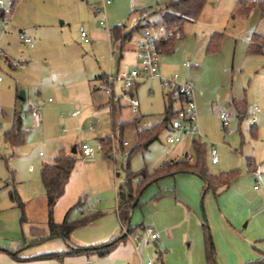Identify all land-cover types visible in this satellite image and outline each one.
I'll return each instance as SVG.
<instances>
[{"label":"rangeland","instance_id":"rangeland-1","mask_svg":"<svg viewBox=\"0 0 264 264\" xmlns=\"http://www.w3.org/2000/svg\"><path fill=\"white\" fill-rule=\"evenodd\" d=\"M170 1L113 0L108 5L106 14H95L86 0H18L14 9L18 15L16 21L20 28L30 33L35 46H27L19 38L17 30L9 29L5 39L0 40V47L5 48L9 39L13 52L7 53L21 63L12 67L0 55L1 239H14L25 235L33 239L49 235L47 202L39 199L32 202L27 207L28 221L20 223L21 209L11 200L10 194L14 186L17 191L22 189L25 193L44 188L38 169L43 161H52L57 144L67 146L69 153L77 157L76 176L81 171L80 166L91 164L96 158H100L101 166L111 168V191H105L102 183L90 186L86 201L93 203L105 198L113 207L119 206L121 200H116L117 192L119 193L116 185L119 187L121 183L124 184L126 165L120 166L121 154H118L117 162L111 157H104L101 145L95 137L98 133H109L103 138L112 142L111 134L118 133L120 128L117 125L113 127L111 105H106L109 101L106 92L102 89L94 91L92 88L99 84V79L95 78L96 73L110 68L117 70L120 55L117 48L113 53L108 31L100 25V20L107 21L111 28L119 24L130 26L138 11H165ZM243 1L245 3L240 10L241 0H206L199 18L184 23L183 37L175 41L174 52L165 53L161 58L162 62L168 64V73L165 75L179 73L181 78L190 77L194 82L199 124L206 133L203 139L208 149L207 164L214 172L226 168L238 169L241 173L248 167L247 156L254 155L258 164L264 162V60L260 62V58L257 61L249 59L247 51L251 34L264 30V12L261 8L264 0ZM248 9L250 11L246 12ZM161 18L159 12L153 15L156 21H161ZM81 25L89 32L92 42L82 41L79 30ZM214 34L221 35L216 39ZM212 37L218 40L214 50L209 49ZM133 43L134 40H131L125 47ZM129 52L126 51L125 58L119 61L120 70L125 68V64L132 57ZM187 61L197 62L200 66L181 70L182 64ZM151 86L156 89L154 97L150 96ZM21 92L26 93L25 100L13 96ZM136 94L141 102L138 114L150 115L148 118L150 117L151 122L162 118L166 98L156 81L142 82ZM233 100L246 104L243 117ZM39 104L43 109L39 111L40 124L37 125L35 115L29 109L30 106ZM121 104L126 105L122 107L121 113L117 111V121L129 119L136 114L127 105V98H121ZM255 105L262 108L258 114L257 138L250 123ZM15 108L22 113L27 131L25 142L18 146L10 145L3 137L4 130L11 126ZM72 110H76L78 114L72 115ZM222 110L233 113L228 128L222 125L219 118ZM91 125H94V130H91ZM140 126L142 131L138 134L134 128L122 134L123 139L130 142L125 147L127 153L138 142L139 134L150 130L154 125L148 128ZM86 139L96 148L94 159L83 156L80 147L79 151L74 150L76 145L79 146ZM213 143L219 150L220 163L217 165L210 162V146ZM178 145L176 144L177 148H180ZM173 146L175 145L165 142L163 132L148 149L130 157L129 167L137 170L145 162L148 168L152 169L151 165L158 167L165 159L172 157V154H165L166 151L176 148ZM41 151L44 156L40 155ZM185 151L195 158L191 142ZM116 164L120 166L119 175L115 172ZM97 206L95 205V209ZM79 211L78 207L74 208L69 217L75 219L74 216L81 214ZM58 212L57 209L53 218L60 223L66 216L65 212L60 215ZM109 215L116 216V212ZM86 230L87 227H82L73 234L81 239L78 235H85Z\"/></svg>","mask_w":264,"mask_h":264},{"label":"crops","instance_id":"crops-1","mask_svg":"<svg viewBox=\"0 0 264 264\" xmlns=\"http://www.w3.org/2000/svg\"><path fill=\"white\" fill-rule=\"evenodd\" d=\"M12 17L10 18L9 21V25H8L9 28H7L8 30L6 29L7 31L5 30V32L3 31V26H1V24H3L4 22L2 18H0V28L2 27L1 28L2 32H0L1 41L5 39V36L9 31V29L17 30L18 32L23 31L24 33L30 36V33L19 27L16 21L18 17V15H16V12L13 13ZM255 34L264 35V30L261 31V33L251 34L252 36L250 37L248 46L253 41ZM137 36L138 33L136 31L133 34L132 40H135ZM7 40L8 41L5 44L6 45L5 48L0 47V49L6 52H13L10 41L9 39ZM174 46H175V42L172 47V51L165 48L162 49L161 58L162 55L165 53L172 54L175 50ZM126 51H130L129 53H131L132 57L129 58V61L125 64V68L123 70L131 69L134 66L138 65L137 52L134 48V43L131 46L129 44L127 45V47H125V50H123V52L121 53L120 56L121 58L118 59L117 70L114 71L113 69L110 68L107 71H100L95 74V78L99 79L100 82V80L104 78L107 74L114 73L120 70L121 67L119 61L125 58L124 53ZM263 54L264 52L262 54H255L256 56L254 54H250L249 56L248 53V57L249 59L251 60L254 59L255 61H257L256 60L257 58H260L261 59V60L259 59L260 62H263L264 60ZM14 60L18 61V59L10 55L8 58H6V61L9 63L10 66L16 67L12 64V61ZM22 65L25 64L22 63ZM199 66L200 65H198L197 67ZM167 67H168L167 62H162L161 59V70L164 74L168 73ZM197 67H192L190 69H194ZM185 69L187 68H184L182 64L181 70H185ZM146 81H156L158 83V87H160V91L162 95L166 98L164 114L162 115V118L157 119L153 122L150 121V117L148 118V116L150 115H146V114H135L131 116L129 119H121L117 121L116 119L117 111L121 113L122 107L125 106L126 104H119L116 105L115 107V105L110 104V98H109V101L106 103V105L107 104L111 105L110 108L112 113L113 127L115 128L116 125L120 127L121 123H125L124 124L125 126H123L122 134H124V131L129 130L131 128H134L135 130V127L137 125H142L144 128L151 127L152 125L160 123L165 116L166 108L170 102L167 94L165 93L164 89L161 87V84L157 79H150ZM141 83H138L133 90V93L136 96H137L136 90L138 89V86ZM92 88L94 91L96 89H99L98 86L97 87L92 86ZM149 92H150V96L154 97L156 94V89L151 86ZM23 93L25 98L20 97L21 93H19L18 95L16 93V95L13 96H15L16 99L18 97L21 100H25L26 93L25 92ZM233 102L237 105L239 111L241 112V116L243 117L244 110H246L247 108L246 104L236 102V100H233ZM229 105L230 103L228 104V106ZM39 106H41V109H43L42 105L39 104ZM255 106L252 108L251 115L253 116V114H256L257 121L252 126L253 127L252 132L254 136L257 134L256 136L257 138L259 131L258 114L262 111V108H260V111L255 112L254 111ZM174 107H177V104H174ZM140 108H141V102H140ZM29 111H33V105L30 106ZM74 112L78 114L76 110L75 111L72 110L71 114L75 115ZM33 113L35 115V120L37 122V125H39L40 112L36 114L33 111ZM231 114L233 116L232 112ZM135 118H137V123L130 124V122L133 121ZM12 121L13 118L11 120V126H12ZM11 126L9 128H11ZM22 126L24 128V117H23ZM7 129H5L4 132ZM24 129L26 130V128ZM94 129H95L94 125H91V130ZM119 129L121 130V127ZM201 131H202V136L196 140L206 143L203 139L206 136V133L202 129ZM4 132H3V137H4ZM163 132L166 135V129L162 131V133ZM106 135H109V133H98L97 135H95L100 145H101L100 138L105 137ZM138 140H139V136H138ZM193 140L187 138L183 142V144L182 143L179 144L180 148H177V146L175 145L176 148H172L169 151H166L165 156L166 155L169 156V154H172V157L168 158L167 160L165 159L164 162L170 160H176V161L182 160L183 159L181 158L182 154L189 153L185 151V148L190 145V142L192 144ZM84 142H89V140L86 139L82 143ZM80 145L79 146L76 145L75 148L80 147ZM212 146L216 147V145L213 143L210 146V160H211ZM206 149H207V143H206ZM62 151L67 154H72L69 153L67 146L57 144L54 147L52 161L50 162H53L54 158ZM207 153H208V149H207ZM218 154H219V150H218ZM40 155L44 156L45 154L41 151ZM193 159L194 158L192 156V160ZM210 162L213 165L214 164L217 165L220 163V157L217 163H213L212 161ZM43 163L46 162L45 161L42 162L40 168L38 169L39 171ZM99 163H100V158L99 159L96 158L95 160H93L91 164L88 165L84 164L83 166H80L81 171L78 172L77 176L75 174L76 173V165H75L73 171L71 172L70 179L66 185L65 192L57 201L53 213V216H56L58 209L59 215L62 212H65L64 214L66 216L70 208L73 207L79 200L83 201L82 204H80V206L78 207V209L80 210L79 212H81V214H79L78 216H74L75 219L82 217V215L86 214V212L92 213L98 210L101 211L103 213L101 217L83 226L85 228L87 227V230L84 233L85 235L81 236L79 234L78 238L81 239H77L76 236L77 234L72 233L71 239L69 241L59 236H54L52 238H49L50 233L47 237H38L33 239L32 238L29 239V237H27L26 235L23 237L19 236L14 239L11 238L8 239L7 237L5 238L3 237L2 239L0 238V242H1L0 247H3L5 249L9 248L16 252L17 251L19 252L18 257H14L8 251L0 250V264H208L205 228H204L205 221L209 225L212 233L217 264H245L246 262L257 261L263 258L264 256V162H262V164H258V160L254 155L247 156V165H248L247 169L242 171L241 173L239 171V175L231 183V185L223 191L220 190L218 195H215V193H213L212 191L203 194L204 188L206 187V183L199 175L194 173L178 172L175 173L174 175L165 176L159 179L158 181H154L150 183L140 194L137 195V201H136L137 203H134L131 208L130 220H131V226L134 228L133 232L132 233L128 232L126 238L121 239L119 242H117L113 247V249L108 254L104 256H100L98 253L93 251L72 252V253L69 252L71 251V249L78 248L79 246L88 247L90 245L106 242L107 240L121 236L122 234L124 235V233L128 229V227L122 224L117 205L113 207L112 203L111 202L108 203L105 200V198L99 199V201L98 200L95 202L93 201V203L92 202L87 203L86 201L87 200L86 194L90 192L89 190L90 186H94L97 184L100 185V183H102L103 185H105L104 187L105 191H111L110 181L112 180V170L111 168L109 169L107 166L106 167L101 166ZM161 165H159L158 167H160ZM151 166H153L152 169L150 167L148 168V164L145 162V165H143L139 169L146 168L147 171L151 173L156 168H158V167H154V165ZM30 168L34 169L33 166H31ZM137 170H133V171H137ZM209 170L210 173L217 175L221 172H229L235 169L223 168V169H219V171L217 172L216 171L214 172L209 167ZM257 172H259V174H257ZM134 183H135L134 187L136 188L137 187L136 181ZM108 184L110 185L109 187ZM257 184H258V188H255ZM116 190L117 191L119 190V187L117 185H116ZM18 192L25 203V219L21 220V216H22V212H21L20 223H24V222L26 223L29 218L27 207L31 206L32 202H35L38 199L41 200L42 202L45 201L47 202L45 188L30 193H25V191H23L22 189H20ZM118 199H119V194L117 192L116 200L118 201ZM95 205H98L96 209H95ZM114 212H116V216L112 215ZM71 214L72 212H70V215ZM109 214H111L112 216H110ZM47 216H48L47 224H49L48 211H47ZM147 227H153L157 232H159L160 237L155 240L146 238L140 245H138V242L134 238V234L140 233L143 237H145L146 236L145 229ZM39 238H46V239H43L42 241L37 243H32L35 239H39ZM52 252H60V253L65 252V254H63V256L61 257L43 256L45 254Z\"/></svg>","mask_w":264,"mask_h":264},{"label":"trees","instance_id":"trees-1","mask_svg":"<svg viewBox=\"0 0 264 264\" xmlns=\"http://www.w3.org/2000/svg\"><path fill=\"white\" fill-rule=\"evenodd\" d=\"M18 0H16V3ZM206 3V0H171L167 4V9L163 10H155L150 12L152 15L159 12L161 15V21H164L173 26H179L182 30V27L186 21H192L199 18L202 13L203 7ZM245 1H241L239 8L241 5H244ZM251 5V4H249ZM261 8L262 12H264V1L262 2ZM241 10V8H240ZM249 12L250 9L246 10ZM156 12V13H155ZM240 12V11H239ZM245 13V12H244ZM4 17L3 11L0 9V18ZM138 30V28H132L126 30L125 24H119L112 27L113 34L115 39L117 40V49L119 50V58H121V53L124 50L125 45L132 40L133 34ZM216 39H219L221 34H214ZM213 37L209 43V49L214 50L218 45V40ZM179 38L170 39L167 42L161 44L162 49H168L172 51V47L174 42ZM248 53L250 54H262L264 52V35L255 34L253 41L249 44L247 48ZM170 102L166 108V113L163 120L155 124L150 130H144L139 134V140L136 145L129 152L128 163L126 165V178L124 184L121 183L119 186V199L120 204L118 206L119 215L126 227L129 228V233H132L134 228L131 226L130 220V211L134 203H137V195L140 194L150 183L154 181H158L162 177L174 175L175 173L186 172V173H194L199 175L206 183V187L204 188V193H208L212 191L215 195H218L219 191H223L228 188L231 183L237 178L239 175V170H231L229 172H221L217 175L210 173L208 164H207V149L206 143L200 142L196 139L192 142V147L194 149L195 158L193 160H188L187 158H183L182 160H170L165 161L162 165L156 168L153 172H148L146 168L139 169L137 171L131 170L129 167L130 157L137 152H140L144 149H147L149 145L159 138V135L164 131L167 127L168 121L175 115L176 109L174 107V102L172 99H169ZM138 118V117H137ZM137 118H135L131 123H137ZM23 117L22 113L15 108L13 121L11 128L7 129L4 132V139L12 146H18L25 142L26 130L22 126ZM125 123H121L120 127L123 130V126ZM253 126V125H252ZM101 147L103 151V156L108 157L112 148V142L110 140H106L105 138H100ZM79 151V147L76 148ZM77 163V157L73 154H67L65 152H60L53 160V162L43 163L40 169L41 179L46 192V200H47V211L49 215V229L50 236L52 238L54 236L62 237L63 239L69 241L71 239L72 233L88 223L98 219L103 215L101 211H95L88 214H83L82 217L78 219H70V212L72 209L79 207L82 204V200H79L70 210L67 212L65 219L57 223L53 219L54 208L59 200V198L64 194L66 185L70 179L71 172L73 171L75 165ZM134 181L137 183V189L134 187ZM125 185V186H123ZM125 189V190H124ZM11 199L16 203L18 207H20L22 216L21 220L25 219V203L22 200L19 192L14 186L11 190ZM205 239H206V247H207V258L208 264H217L214 243L212 238V233L209 225L205 221ZM126 235H121L115 238H111L106 242L86 246H79L78 248L71 249L69 252H96L100 256H104L108 254L115 244L119 242L121 239L126 238ZM46 238L35 239L32 243H37ZM0 250H5L11 253L14 257H18V251H14L9 248L0 247ZM65 254V252H52L45 254L43 256L46 257H61ZM245 264H264V256L263 258L257 261L246 262Z\"/></svg>","mask_w":264,"mask_h":264},{"label":"built area","instance_id":"built-area-1","mask_svg":"<svg viewBox=\"0 0 264 264\" xmlns=\"http://www.w3.org/2000/svg\"><path fill=\"white\" fill-rule=\"evenodd\" d=\"M89 7L95 14H106L107 7L113 0H86ZM16 0H0V9L4 13L2 18L3 30L8 28L10 18L13 16L16 6ZM100 25L108 31L113 53L117 48V40L113 34L112 28L104 19L100 20ZM126 26V25H125ZM128 26V25H127ZM126 26V30L138 28V36L134 40V48L137 52L138 65L127 70H118L114 73L107 74L102 78L98 84L99 89H102L110 98L111 105L121 104V98H127V105L136 114L140 111V101L133 93L134 88L138 83L150 79H157L161 87L164 89L169 99H172L174 104H177L175 115L168 121L166 127L165 141L170 145H176L184 142L187 138L190 140L198 139L202 136V131L199 124L198 106L195 100L194 82L192 78H181L179 73L165 75L161 70V44L170 39L181 38L183 33L179 26L170 25L164 21H156L152 18V14L147 9L138 11L133 16V24ZM20 39L27 45L33 47L35 45L33 38L23 31L18 32ZM80 36L82 41L90 43L93 40L90 38L88 31L84 26L80 27ZM0 55L8 58L6 51L0 49ZM14 66L20 63L16 60L12 61ZM197 62L190 63L189 61L183 64L184 68L197 67ZM1 80V77H0ZM41 106L34 105L33 111L38 114ZM255 112L260 111L259 106H255ZM76 115L77 113L74 112ZM231 112L223 110L220 113L222 125L228 128L231 120ZM257 121V115L253 114L250 118L251 125ZM137 133L142 131V127L137 125L135 127ZM112 148L108 157L118 161V154L120 157V166H125L128 163L129 153L124 148L130 144L128 140L123 139L122 130L111 134ZM102 149V147H101ZM80 150L83 156L94 159L96 148L89 142H84L80 145ZM182 158L192 160L189 153L182 154ZM211 161L217 163L219 161L218 150L215 146L211 148ZM120 166L115 165V172L120 174ZM259 174V172H257ZM258 188V184L255 186ZM146 236L143 237L140 233H135L134 238L140 245L146 238L158 239L160 237L153 227L145 229Z\"/></svg>","mask_w":264,"mask_h":264},{"label":"water","instance_id":"water-1","mask_svg":"<svg viewBox=\"0 0 264 264\" xmlns=\"http://www.w3.org/2000/svg\"><path fill=\"white\" fill-rule=\"evenodd\" d=\"M20 97H21V98H25L23 92H21ZM74 150L76 151V148H75V147H74ZM128 232H129V228H128L127 231L124 233V235L128 234Z\"/></svg>","mask_w":264,"mask_h":264}]
</instances>
